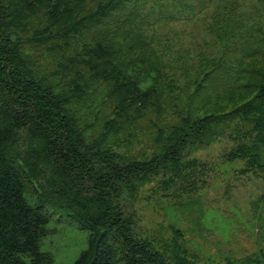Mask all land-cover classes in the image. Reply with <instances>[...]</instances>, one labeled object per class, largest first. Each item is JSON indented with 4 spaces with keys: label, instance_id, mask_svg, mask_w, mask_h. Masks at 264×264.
<instances>
[{
    "label": "trees",
    "instance_id": "trees-1",
    "mask_svg": "<svg viewBox=\"0 0 264 264\" xmlns=\"http://www.w3.org/2000/svg\"><path fill=\"white\" fill-rule=\"evenodd\" d=\"M139 2L108 0L87 21L121 24L140 38L142 28L133 23ZM38 3L0 0V264H53L40 243L49 235L54 212L88 232L87 248L73 264H177L135 233L131 202L152 177L181 180L189 154L225 136L238 142L227 159L243 160L247 171L264 177V68L246 63L264 58L263 37L239 46L236 61L231 47L206 61L210 68L194 93L205 103L169 128L170 140L156 156L130 160L113 150L118 123L138 120L146 106H158L163 94L177 89L176 82L147 62L144 49L116 63L108 47L96 41L82 44L65 61L85 67L98 81V101L84 104L76 88L61 93L33 73L9 19L10 5L32 12ZM41 3L48 18L60 23L64 0ZM69 34L61 29L58 35ZM230 91L240 92L239 103L217 111L220 95ZM102 106L110 108L111 119H105Z\"/></svg>",
    "mask_w": 264,
    "mask_h": 264
},
{
    "label": "rangeland",
    "instance_id": "rangeland-1",
    "mask_svg": "<svg viewBox=\"0 0 264 264\" xmlns=\"http://www.w3.org/2000/svg\"><path fill=\"white\" fill-rule=\"evenodd\" d=\"M138 1L133 23L142 28L140 38L121 24L92 26L87 21L108 0H85L81 5L64 0L61 22L56 24L41 0L32 12L12 5L9 10L20 54L33 73L61 93L76 88L86 105L98 101L100 84L85 67L65 61L82 44L103 42L116 63L133 59L144 49L147 62L176 82L177 89L163 94L158 106H146L138 120L118 123L113 150L130 160L156 156L170 140L169 128L205 103L194 93L210 68L206 61L228 47L236 61L239 46L250 38L264 40V0ZM61 29L70 31L67 38L59 37ZM246 63L264 68V58ZM220 96L217 111H228L239 103L240 92ZM109 109L100 108L105 119H111ZM237 144L226 136L214 140L189 154L181 180L170 182L169 174L158 175L140 186L130 207L135 233L177 264H264V177L247 171L243 160L227 159ZM48 230L40 250L51 255L53 264H73L87 248L88 232L62 212H54Z\"/></svg>",
    "mask_w": 264,
    "mask_h": 264
}]
</instances>
